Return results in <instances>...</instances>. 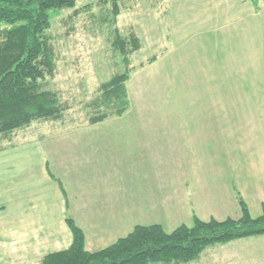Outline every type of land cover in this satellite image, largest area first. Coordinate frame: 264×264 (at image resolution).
I'll list each match as a JSON object with an SVG mask.
<instances>
[{
  "label": "rangeland",
  "instance_id": "obj_1",
  "mask_svg": "<svg viewBox=\"0 0 264 264\" xmlns=\"http://www.w3.org/2000/svg\"><path fill=\"white\" fill-rule=\"evenodd\" d=\"M169 2L119 0L115 16L108 0H76L72 8L49 11L55 69L41 85L56 92L64 109L62 117L34 120L19 135L41 138L61 185L71 181L83 157L99 162L100 195L117 206L98 220L90 214L88 227L109 232L89 234L94 243L102 240L94 247L90 241L91 251L135 224L159 223L166 231L191 225L195 211L202 218L228 207L227 193L239 207V173L228 156L245 142L264 154V0H252L259 9L253 17L184 43L179 31L175 38L169 33ZM170 21L180 24L174 16ZM116 33L136 37L138 47L121 54L113 44ZM123 72L127 110L90 123L99 86ZM77 169L86 173L81 180L92 175ZM237 212L228 217L237 218ZM263 248L255 241L217 242L179 264H264Z\"/></svg>",
  "mask_w": 264,
  "mask_h": 264
},
{
  "label": "trees",
  "instance_id": "obj_2",
  "mask_svg": "<svg viewBox=\"0 0 264 264\" xmlns=\"http://www.w3.org/2000/svg\"><path fill=\"white\" fill-rule=\"evenodd\" d=\"M75 1L0 0V141L5 144L11 142L14 130L34 120L62 117L64 107L56 92L43 89L41 80L51 76L55 69L47 33L49 11L72 8ZM108 1L115 16L119 0ZM129 40L116 33L114 47L126 55L138 47L136 37ZM127 79V73H116L101 83L100 94L93 99L96 111L89 117L90 123L120 116L127 110ZM237 199L240 208L237 218L202 220L193 215L191 225L181 223L170 231L159 223L135 224L125 235L93 251L85 249L82 230L67 216L71 244L45 255L40 264L186 263L197 259L210 244L264 234V211L252 216L243 199L239 195Z\"/></svg>",
  "mask_w": 264,
  "mask_h": 264
},
{
  "label": "crops",
  "instance_id": "obj_3",
  "mask_svg": "<svg viewBox=\"0 0 264 264\" xmlns=\"http://www.w3.org/2000/svg\"><path fill=\"white\" fill-rule=\"evenodd\" d=\"M254 4L252 0H170L166 16L169 33L175 38L179 31L182 34L178 35L180 41L184 43L199 32L216 31L253 17L259 10ZM173 16L180 18V24H170ZM177 44L181 43L174 42ZM20 131L24 130H14L11 142L0 146V264H40L45 255L67 248L72 241L67 216L83 230L85 249L91 251L89 244L93 239L89 234L104 231L107 237L109 232L107 227L101 229L92 224L88 227L90 214L98 220L104 211L114 212L115 208L111 207L117 206V203L104 199L103 193L100 195L103 189L100 177L95 174L99 162L83 157L71 181L61 185L49 170L47 151L41 138L31 133L19 135ZM249 148V143H241L234 156L229 154L227 164L233 163L237 168V189L250 214L256 216L264 211V154H257ZM86 159L90 161V169ZM77 168L90 170L91 177L87 175V179L81 180L86 173H79ZM223 186L226 192L227 185L224 183ZM226 195L230 203L228 207L225 205L215 214L208 213L202 218L195 211L196 216L202 220L209 217L221 220L230 216V211L237 215L239 207L235 196L232 201L231 194ZM84 196L90 201L87 202ZM113 226H109L112 232L116 229ZM235 240L255 241L264 246V234ZM98 241L101 243L102 240ZM99 243L92 241V246Z\"/></svg>",
  "mask_w": 264,
  "mask_h": 264
}]
</instances>
